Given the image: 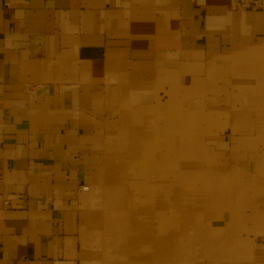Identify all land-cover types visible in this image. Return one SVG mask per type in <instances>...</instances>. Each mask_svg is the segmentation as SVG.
I'll list each match as a JSON object with an SVG mask.
<instances>
[{
  "label": "crops",
  "instance_id": "0c3cea01",
  "mask_svg": "<svg viewBox=\"0 0 264 264\" xmlns=\"http://www.w3.org/2000/svg\"><path fill=\"white\" fill-rule=\"evenodd\" d=\"M192 80L214 113L202 167L226 201L211 215L235 225L217 243L226 264H264V12L0 0V264H81V186L121 99Z\"/></svg>",
  "mask_w": 264,
  "mask_h": 264
},
{
  "label": "rangeland",
  "instance_id": "374dc122",
  "mask_svg": "<svg viewBox=\"0 0 264 264\" xmlns=\"http://www.w3.org/2000/svg\"><path fill=\"white\" fill-rule=\"evenodd\" d=\"M120 108L91 152L92 181L79 212L81 264L145 254H165L171 259L159 262L168 264H213L214 253L215 264H226L227 246L217 242L235 225L211 215L226 200L213 195L202 167V133L214 126V113L199 84L142 87Z\"/></svg>",
  "mask_w": 264,
  "mask_h": 264
},
{
  "label": "built area",
  "instance_id": "2783aa9c",
  "mask_svg": "<svg viewBox=\"0 0 264 264\" xmlns=\"http://www.w3.org/2000/svg\"><path fill=\"white\" fill-rule=\"evenodd\" d=\"M230 9L233 11H262L264 0H229ZM81 190L87 191L88 185H82Z\"/></svg>",
  "mask_w": 264,
  "mask_h": 264
},
{
  "label": "bare ground",
  "instance_id": "6f19581e",
  "mask_svg": "<svg viewBox=\"0 0 264 264\" xmlns=\"http://www.w3.org/2000/svg\"><path fill=\"white\" fill-rule=\"evenodd\" d=\"M99 223H100L101 226L103 225L102 222H99ZM105 223H107V222H105ZM105 223H104V226H105V228L107 230H108V228H112L111 227L112 225H108V224L105 225ZM107 254L108 253H105V256H107ZM142 257H146L147 258V255L146 254L142 255V256L134 255L131 260H129L128 258H122V260L116 258V259L110 260L109 264H137V263H133V261L135 259L138 260V261L140 260L139 264H145V263L146 264H168L166 261L165 262L164 261L159 262V259H171L170 257H167V255H165V254L164 255L157 254L156 256L152 254L151 257H148V258H151V259H145V258L143 259ZM152 259H153L154 262L151 261Z\"/></svg>",
  "mask_w": 264,
  "mask_h": 264
}]
</instances>
